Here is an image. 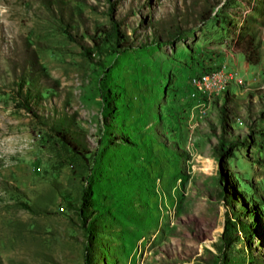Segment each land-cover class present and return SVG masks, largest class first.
<instances>
[{
  "label": "rangeland",
  "instance_id": "rangeland-1",
  "mask_svg": "<svg viewBox=\"0 0 264 264\" xmlns=\"http://www.w3.org/2000/svg\"><path fill=\"white\" fill-rule=\"evenodd\" d=\"M240 1L0 0V264H264V0L256 66ZM112 23L133 48L93 53ZM221 118L247 141L222 160Z\"/></svg>",
  "mask_w": 264,
  "mask_h": 264
},
{
  "label": "trees",
  "instance_id": "trees-1",
  "mask_svg": "<svg viewBox=\"0 0 264 264\" xmlns=\"http://www.w3.org/2000/svg\"><path fill=\"white\" fill-rule=\"evenodd\" d=\"M204 19V18H203ZM100 38L98 43H93V53H98L99 51H102L103 49H106L111 54L114 53H122L129 49H132L131 43L126 38L120 34L118 31V25L112 23L110 25L109 30L104 32H99ZM258 45L255 42L254 34L249 31L248 28L245 26H242L239 28V33L237 36L236 43L234 45V51L236 54H239L242 56L244 62L249 66H256L259 63V54H258ZM82 52L84 56L90 57L91 51L89 49H82ZM221 136L219 137V142L217 146V156L218 159L221 158V160L227 156H231L232 151L237 145H244L246 141L245 137L241 139L239 143L235 142L234 140H229L228 138H225V135L227 134L225 132L224 124V118H221ZM59 138L62 142L66 143L71 148H75V144L71 142L70 138L66 136L62 131H56ZM248 133H251L250 130H248ZM223 135V137H222ZM249 140V138H247ZM223 149V150H222ZM229 227L232 229L233 225L230 224ZM225 232H227V228L224 229ZM251 235V234H250ZM221 239H225V236L222 235ZM85 263L87 264V261L85 260Z\"/></svg>",
  "mask_w": 264,
  "mask_h": 264
},
{
  "label": "built area",
  "instance_id": "built-area-1",
  "mask_svg": "<svg viewBox=\"0 0 264 264\" xmlns=\"http://www.w3.org/2000/svg\"><path fill=\"white\" fill-rule=\"evenodd\" d=\"M256 0H241L240 5L244 7L240 11L239 20L236 28L233 31V37L231 40L232 49L236 43L237 36L239 33V28L244 22V19L249 14L251 8L254 6ZM232 58V56H231ZM231 80V75L225 72V66L221 65L219 69L208 72L207 74L199 75L198 77L192 78L190 81L195 93L200 96L217 95L222 92Z\"/></svg>",
  "mask_w": 264,
  "mask_h": 264
},
{
  "label": "crops",
  "instance_id": "crops-1",
  "mask_svg": "<svg viewBox=\"0 0 264 264\" xmlns=\"http://www.w3.org/2000/svg\"><path fill=\"white\" fill-rule=\"evenodd\" d=\"M236 58L232 60V63L234 64V62L237 64V57H240L238 55L235 56ZM241 58V57H240ZM241 63L243 64V66H246L245 63L242 61V58H241ZM228 67V66H227Z\"/></svg>",
  "mask_w": 264,
  "mask_h": 264
}]
</instances>
